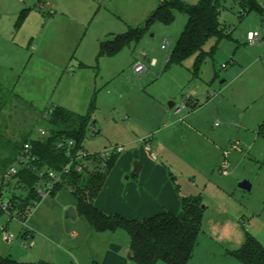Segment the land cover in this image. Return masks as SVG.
<instances>
[{
	"label": "rangeland",
	"instance_id": "rangeland-1",
	"mask_svg": "<svg viewBox=\"0 0 264 264\" xmlns=\"http://www.w3.org/2000/svg\"><path fill=\"white\" fill-rule=\"evenodd\" d=\"M46 1L57 2L32 0L26 8L0 0V171L15 157L11 145L29 133L40 137L38 130L46 127L40 115L51 106L89 115L97 133L89 127L82 146L93 154L109 147L110 139L142 140L140 117L153 107V97L170 95L167 106L190 96L199 104L189 113L198 135L182 153L173 145L165 161L178 191L200 196L206 207L187 264H240L229 253L246 232L264 245V0H253L259 10L242 0H218V21L227 36L197 73L195 56L181 64L169 60L188 19L181 11L174 10L168 24L152 22L116 54L99 52L101 41L143 28L158 4L173 0H59L65 13ZM178 1L194 6L199 0ZM249 33L258 34L261 43H249ZM215 43L210 39L203 49ZM152 60L155 67L149 66ZM136 63L147 68L140 76L133 71ZM243 181L249 191L238 187ZM1 194L6 203L27 191L11 182ZM71 204L73 195L63 186L40 196L23 221L0 212V226L8 222L11 238L0 235V256L17 264H87L90 256L92 264L98 251L94 231L83 217L65 218ZM70 232L79 238H70ZM123 243L127 251V239Z\"/></svg>",
	"mask_w": 264,
	"mask_h": 264
},
{
	"label": "trees",
	"instance_id": "trees-1",
	"mask_svg": "<svg viewBox=\"0 0 264 264\" xmlns=\"http://www.w3.org/2000/svg\"><path fill=\"white\" fill-rule=\"evenodd\" d=\"M241 2L259 10L253 0ZM174 10L185 13L188 19L169 60L181 64L186 58L195 56L194 71L197 73L200 63L215 51L217 42L227 36L218 21V0H199L194 6L186 5L178 0L162 2L148 16L143 28L129 29L124 34L101 41L100 54L109 56L116 54L131 41L138 40L146 27L154 21L170 23ZM210 39H215L216 43L209 51H205L203 48ZM0 91H2L1 86ZM15 99L20 101L18 98ZM27 106L29 110L32 107L31 104ZM193 107H196V104ZM40 116L46 119L44 128L46 135L43 138H35L32 133H29L23 142L9 147L10 151L15 152L16 157L21 147L29 144L35 157L32 163L33 170L22 169L9 182V184L14 182L16 187H23L27 191L26 197L14 196L8 201L11 206L10 211L18 216L26 215L31 211L34 203L40 199L36 192L40 180L38 172L62 170L69 163L70 155L74 156L77 151L84 150L82 142L91 127L88 114L79 115L59 106L45 109ZM69 142L73 144L67 149L58 148L59 143L68 145ZM15 157L11 164L14 163ZM118 157L119 155L112 156L102 168L97 154H88L82 161H77L82 164V170L77 172L71 168L68 173L61 176V182L54 187L51 194H55L63 186L70 190L77 216L83 217L94 232L124 231L129 238V256L135 264L158 262L187 264L193 256L198 235L202 230V219L206 207L201 197L180 198L181 218L168 212L143 220H128L117 214L106 215L94 206V200ZM4 171H0V174ZM1 189L2 186H0V194ZM229 255L240 264H264V245L246 232L243 244L231 251ZM0 264L17 263L9 258L0 257Z\"/></svg>",
	"mask_w": 264,
	"mask_h": 264
},
{
	"label": "crops",
	"instance_id": "crops-1",
	"mask_svg": "<svg viewBox=\"0 0 264 264\" xmlns=\"http://www.w3.org/2000/svg\"><path fill=\"white\" fill-rule=\"evenodd\" d=\"M16 1L19 6L26 8H28L27 5L32 3V0ZM55 1H57L56 5L48 1L45 2V5H48L50 8L57 7L59 11L65 13L61 9L59 0ZM41 7L43 5H39V8ZM149 66L155 67L156 65L151 66L149 63ZM170 99V95L166 97H153V107L147 109L146 117H140L145 122L144 125L139 124L144 134L142 137L143 144L141 138L139 142L135 138L130 140L110 139V142L108 141L110 146L122 147V153L117 158L113 168L106 177L102 189L94 200V206L104 214H117L128 220H143L156 214L167 212L177 218L182 217L180 198L186 196L176 189L175 178L165 161L168 155L174 151L172 149L173 145L177 153H182L183 147L185 148L186 144H189L188 139L190 138V141H192L193 135H198L196 127L189 124L191 119L189 113L198 107L199 104L197 99L189 96L181 99L180 104L168 102V104L172 105L169 108L165 103ZM188 100L189 104L181 108ZM195 104L196 107H193ZM189 108L190 111H187ZM124 111L128 112L126 109L121 110L122 113ZM129 114L130 117H133V114ZM125 119H129V116L125 115ZM133 119L135 120V118ZM135 121L138 124L140 119ZM91 127L95 130L96 134V127ZM148 134L149 136L147 137ZM146 145L149 146L150 151L145 149ZM151 154H154L155 158H152ZM136 163L140 164V169L138 173L133 175ZM70 206H73L75 209L73 204ZM78 217L76 214L75 220ZM7 225L8 222L4 227H7ZM90 230L93 233L92 228ZM87 234H90L89 230ZM93 234L92 236L96 240V245L93 247H96L98 251H94L91 258L92 264H135L129 256V238L123 235L125 233L122 230L103 233L94 232ZM70 238L76 239L79 238V235L75 232H70ZM124 239L128 241L127 251L123 246ZM161 263L158 262L156 264ZM87 264H90V256Z\"/></svg>",
	"mask_w": 264,
	"mask_h": 264
},
{
	"label": "built area",
	"instance_id": "built-area-1",
	"mask_svg": "<svg viewBox=\"0 0 264 264\" xmlns=\"http://www.w3.org/2000/svg\"><path fill=\"white\" fill-rule=\"evenodd\" d=\"M263 8H264V4H263ZM247 40L249 43L251 44H259L261 43V39L259 37L258 34H253V33H249L247 36ZM168 62V61H167ZM151 66L155 65V60H152L150 62ZM135 74L140 75L142 73H144L147 68L144 64H140V63H136L134 65L133 68ZM189 104V100L187 101V103L185 105H183L181 108L186 107V105ZM180 108V109H181ZM179 111V110H178ZM90 132L95 134V130L90 127ZM39 133V138H43L46 135V131L45 129H39L38 130ZM72 142H69L68 145H65L64 143H59L58 144V148H68L70 146H72ZM145 149L147 151H150L149 146L146 145ZM122 153V147L120 146H109L106 147L104 149H102L100 152L95 153L97 154V156L99 157V159L101 160L102 163V168L105 167V164L107 161L110 160V158L114 155H120ZM88 154L86 151L84 150H79L77 151L74 156H69L70 161L69 163L60 171H46V172H38V177H39V183L36 187V192L38 193L39 196H45L47 194H51L54 191V187L61 182V176L68 173L70 171L71 168L75 169L77 172L82 170V164L78 163L77 161L80 160L82 161L85 157L88 156ZM152 158H155L154 154H151ZM35 161V157L33 156L31 150H30V146L29 144H24L20 151L18 152V154L15 157L14 163L9 165L7 169H5V171L3 173L0 174V186H2V189L4 188L5 185H8L10 181H12V179L14 178V176L22 169H31L33 170L34 168H32V163ZM221 170H226V166H224ZM45 175V177H44ZM1 189V190H2ZM70 191V190H69ZM2 196V194H0V197ZM11 206L8 202L4 203L0 200V210L3 213H6L10 219H16L19 221H23L25 220V218L28 216L29 212L26 215L23 216H18L15 213H12L10 211ZM28 233V231L26 230L25 233H23V236ZM0 235L3 237V239H5L6 241H9L10 235L7 233V228L4 226H0ZM26 238H28V236L26 235ZM22 246L26 249L30 248L32 245L30 246H26L27 243L26 241H22L21 242Z\"/></svg>",
	"mask_w": 264,
	"mask_h": 264
},
{
	"label": "water",
	"instance_id": "water-1",
	"mask_svg": "<svg viewBox=\"0 0 264 264\" xmlns=\"http://www.w3.org/2000/svg\"><path fill=\"white\" fill-rule=\"evenodd\" d=\"M168 107L171 108L172 105L171 104H168ZM140 169V164H135L134 165V172H133V175L138 173ZM238 187L241 189V190H244V191H249L250 190V184L247 182V181H243L241 182ZM65 218L66 219H71V220H75L76 218V211L73 207H69L66 212H65Z\"/></svg>",
	"mask_w": 264,
	"mask_h": 264
}]
</instances>
